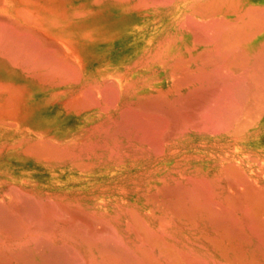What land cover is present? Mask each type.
Segmentation results:
<instances>
[{
	"label": "bare ground",
	"instance_id": "obj_1",
	"mask_svg": "<svg viewBox=\"0 0 264 264\" xmlns=\"http://www.w3.org/2000/svg\"><path fill=\"white\" fill-rule=\"evenodd\" d=\"M0 264H264V0H0Z\"/></svg>",
	"mask_w": 264,
	"mask_h": 264
}]
</instances>
